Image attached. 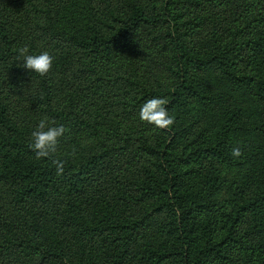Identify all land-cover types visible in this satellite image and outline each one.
I'll return each instance as SVG.
<instances>
[{"label":"trees","instance_id":"obj_1","mask_svg":"<svg viewBox=\"0 0 264 264\" xmlns=\"http://www.w3.org/2000/svg\"><path fill=\"white\" fill-rule=\"evenodd\" d=\"M72 1L0 0V264H264V0H88L54 29ZM44 118L69 131L37 160Z\"/></svg>","mask_w":264,"mask_h":264},{"label":"clouds","instance_id":"obj_2","mask_svg":"<svg viewBox=\"0 0 264 264\" xmlns=\"http://www.w3.org/2000/svg\"><path fill=\"white\" fill-rule=\"evenodd\" d=\"M18 60L23 61V68L38 74L46 76L53 66V56L48 51L40 54H29L27 46L18 49ZM169 101L166 98L153 97L146 100L140 108L139 118L141 121L154 126L156 129L169 130L175 123L174 116L169 115L166 105ZM69 131L63 124L58 126L55 122H49L47 118L41 119L35 129L31 132V143L29 148L35 153L37 160L42 158H51L57 153L61 138ZM231 155L234 158H241L242 151L240 147H233ZM56 165V175L60 176L64 172V161L53 160Z\"/></svg>","mask_w":264,"mask_h":264},{"label":"rangeland","instance_id":"obj_3","mask_svg":"<svg viewBox=\"0 0 264 264\" xmlns=\"http://www.w3.org/2000/svg\"><path fill=\"white\" fill-rule=\"evenodd\" d=\"M88 0H73L71 4L56 11L52 18V27L56 30L76 34L82 32L87 16ZM225 195L224 187L216 192L217 197Z\"/></svg>","mask_w":264,"mask_h":264}]
</instances>
